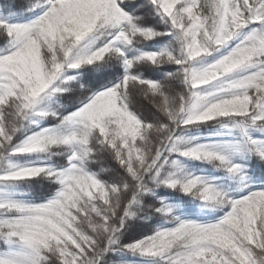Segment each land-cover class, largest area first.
Wrapping results in <instances>:
<instances>
[{"label": "snow or ice", "instance_id": "1", "mask_svg": "<svg viewBox=\"0 0 264 264\" xmlns=\"http://www.w3.org/2000/svg\"><path fill=\"white\" fill-rule=\"evenodd\" d=\"M0 264H264V0H0Z\"/></svg>", "mask_w": 264, "mask_h": 264}]
</instances>
